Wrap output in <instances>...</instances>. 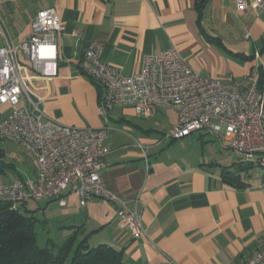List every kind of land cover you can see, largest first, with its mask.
<instances>
[{"label":"crops","instance_id":"0c3cea01","mask_svg":"<svg viewBox=\"0 0 264 264\" xmlns=\"http://www.w3.org/2000/svg\"><path fill=\"white\" fill-rule=\"evenodd\" d=\"M44 8L54 9L64 31L55 47L40 48L41 55L55 61L56 74L32 72V85L46 113L58 122L106 127L104 181L130 210L140 212L146 235L132 237L119 222L115 204L95 197L81 206L76 193L64 192L63 205L49 199L31 208L38 220L37 240L42 236L43 243L47 238L60 243L78 229L92 245L121 249L127 264H244L264 246V181L254 176L259 170H249L246 185L235 187L223 179L222 169L233 170L237 158L226 162L210 153L168 154L160 148L168 134L157 139V126L143 127L131 119H152L157 125L173 113L172 127L176 111L158 107L143 118L123 105L104 113L101 85L81 73L78 64L86 45L96 40L102 43L101 59L126 76L139 71L144 57L175 48L203 76L240 85L249 77L264 79V9L256 15L253 5L241 11L236 0H208L200 15L194 0H0L12 43L30 33L32 19ZM201 132L199 137L222 141ZM34 174L33 162L30 174L21 175Z\"/></svg>","mask_w":264,"mask_h":264},{"label":"built area","instance_id":"2783aa9c","mask_svg":"<svg viewBox=\"0 0 264 264\" xmlns=\"http://www.w3.org/2000/svg\"><path fill=\"white\" fill-rule=\"evenodd\" d=\"M249 5L258 15L264 0H236L238 10L245 11ZM30 26L27 36L18 44L12 43L0 9V106L9 107L0 118V139L21 146L35 165L33 176L0 184V199L14 205L29 199H57L63 205V193L67 192L76 193L79 204L85 206L99 197L116 205L119 222L132 237L145 236L140 212L130 210L104 181L109 153L106 127L80 128L58 122L46 113L43 97L32 85L33 73L56 74L55 61L41 55L40 48L55 47L64 24L53 8H44L36 12ZM101 52L102 43L90 41L78 64L81 73L102 87L101 111L127 105L145 118L158 107L172 109L177 122L168 137L176 139L202 130L219 135L242 165L259 169L264 181V79L260 83V78L249 77L240 85L230 79L203 76L175 48L144 57L139 71L126 76L104 62ZM49 64H53L52 69H48ZM244 264H264V246Z\"/></svg>","mask_w":264,"mask_h":264},{"label":"trees","instance_id":"16d2710c","mask_svg":"<svg viewBox=\"0 0 264 264\" xmlns=\"http://www.w3.org/2000/svg\"><path fill=\"white\" fill-rule=\"evenodd\" d=\"M207 3L208 0H194V7L200 15ZM5 156V150L0 145V176L13 168ZM252 168L257 167L242 165L237 159L233 170L222 169V177L235 187H244L243 177L249 175ZM13 174L17 178L23 177L17 172ZM37 221L26 209L25 202L14 205L9 200L0 199V264H127L121 249L106 243L92 245L88 235L81 234L78 229L60 243L47 238L40 246Z\"/></svg>","mask_w":264,"mask_h":264},{"label":"rangeland","instance_id":"374dc122","mask_svg":"<svg viewBox=\"0 0 264 264\" xmlns=\"http://www.w3.org/2000/svg\"><path fill=\"white\" fill-rule=\"evenodd\" d=\"M7 26V25H6ZM7 29L13 37V31L10 27L7 26ZM24 37V36H23ZM22 39V37H21ZM20 39V40H21ZM0 40H2V36L0 34ZM20 40L17 38L14 39V42L18 44ZM8 105L0 106V113L6 109H8ZM5 113V112H4ZM3 114V113H2ZM174 114L171 113L170 119L172 120L174 118ZM132 122L139 124L140 126H157V132L155 133V137L158 139L164 134H169V131L171 129L170 124L171 120L169 119H160V123L157 125L154 123V120L152 119H141V118H132ZM201 131H196L192 134H189L184 137L176 138L174 140H171L170 138H166L162 144H160V148L163 147V151H167V153L173 155V156H182L185 155L187 157H192L197 154H204L208 155L209 153L212 154V156H216L217 158H222L226 162H232L234 159L238 157V155L232 151L231 149L225 148V145H223L222 141L219 138H212L210 135H203L202 137H199ZM201 141H207L201 144ZM0 145L4 148L5 154H6V160L13 165V168L8 171L5 175L0 176V183L6 182L10 180L13 176V172L20 173L22 175L30 174L33 162L31 159V156L18 144L0 139ZM259 170V169H258ZM254 176L256 178H259L260 173L254 172ZM38 203L36 200L29 199L27 202H25V207L29 210L36 206ZM38 206V205H37ZM41 232V231H40ZM44 238L40 236L38 238V244L41 246L43 245Z\"/></svg>","mask_w":264,"mask_h":264}]
</instances>
